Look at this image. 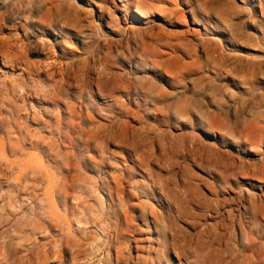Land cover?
<instances>
[{"label": "rangeland", "instance_id": "1", "mask_svg": "<svg viewBox=\"0 0 264 264\" xmlns=\"http://www.w3.org/2000/svg\"><path fill=\"white\" fill-rule=\"evenodd\" d=\"M61 1L93 32L77 67L12 92L0 64V264H101L109 237L126 264H264V0H140L135 49L124 0L99 29ZM6 4L0 37L49 41Z\"/></svg>", "mask_w": 264, "mask_h": 264}, {"label": "bare ground", "instance_id": "2", "mask_svg": "<svg viewBox=\"0 0 264 264\" xmlns=\"http://www.w3.org/2000/svg\"><path fill=\"white\" fill-rule=\"evenodd\" d=\"M7 1L8 0H0V29L1 27H3L2 21L6 19L8 22V25L11 27L8 31L12 32V31L17 30V28L20 29L21 27H23L22 21H20V18L23 15V12L22 11L20 12L19 10L18 11L15 10L16 13L7 14L8 13L6 10ZM17 1H19V3L22 6H24V4L25 5L27 4L28 6L31 5V7L29 8V12L25 18L28 19L30 17L32 21L29 23L27 20H23V22L26 25L31 24L35 26L37 28V32L41 34L42 36H45L47 34H49L50 36V39L48 42H41L38 40H34L28 44V47L23 42V40L25 39L27 40L29 36H33L32 33L27 34L26 31H22L21 36H18V37H12V36L0 37V64L2 66L9 67V69L11 70L10 73H12L14 69L19 70L17 73V77H16L17 83L15 85L10 84L9 89L12 92L16 90H18L19 92L23 90L28 92V87H29L28 82L31 83L33 81V78H32L33 76H37V77L42 76L45 79L55 81L58 77L62 78L63 76H67L70 73L72 67H77L78 59L74 58L75 54L74 52H72L71 48L68 46V43L74 40L75 42L79 43L82 47H87L89 45L88 43L90 42V38L93 35V32L90 29L82 28V26L78 24V21H79V11H78L79 6L78 5H74L69 2L65 6L61 0H37V2H34L33 0H24V1L17 0ZM81 1L84 3V5H87V7L90 9L93 8L92 5L96 6V8L93 9V13H94L93 15L95 19L94 20L92 19L88 25L90 26V28H96L98 26V29H99V26L101 25L102 21H106L107 19H110V16L104 11L105 8L107 10L116 9L114 3L110 0H100L101 2L99 3H93L91 0H81ZM130 1L131 0H124V2L120 1L122 8L119 6L121 9H118V10L121 12L123 20H126L128 18L130 19L131 24L127 25L125 21L124 28L127 30V32L132 33L133 46L135 49L140 44H143V40H142L141 34L137 35L136 33L134 35L135 31L133 30L132 25L139 24L141 21V18L147 19L148 17L146 15L148 14V11H144L143 9L139 7L138 3L140 2V0H133V2H136L134 8L130 5ZM179 2L180 0H169V3L175 6H179ZM81 5L84 6L83 4ZM158 8L159 10L166 9L163 6L158 7ZM175 12H179V9L176 8ZM181 21H184V20H181ZM67 26L69 28H67ZM182 26L183 25H181V27ZM112 31H113L112 29H109V34L113 33ZM180 32L182 33V30H180ZM27 50L29 53L33 54L37 58V60L28 59L26 56ZM33 92L36 94L35 89H33ZM17 119H19L18 114L15 116V120ZM12 123L14 124V122ZM15 128L17 130L21 129L20 126L19 127L16 126ZM12 149L15 150L14 148ZM31 166L32 167L35 166L34 163H32ZM13 167L14 166L12 165L9 166L10 169L16 168L19 173L23 172V170L19 168L20 166H16L14 168ZM2 179L4 178L2 177ZM33 194L34 193L32 192L26 193L24 191L16 190L15 196L21 198L22 196H26V195L29 196ZM119 243L120 241L114 237H109L108 239L105 240L106 247L104 250H101V253H100L101 255L100 263L101 264H121V263L126 264V261H123L122 253L118 245ZM90 248H92V244L89 247V249H84L83 254L85 256L90 255V257L93 258L95 254L91 252ZM166 261H167V264H170V260L168 258Z\"/></svg>", "mask_w": 264, "mask_h": 264}]
</instances>
